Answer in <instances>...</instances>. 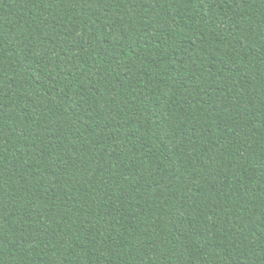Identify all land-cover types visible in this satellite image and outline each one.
Returning a JSON list of instances; mask_svg holds the SVG:
<instances>
[{"label": "trees", "instance_id": "1", "mask_svg": "<svg viewBox=\"0 0 264 264\" xmlns=\"http://www.w3.org/2000/svg\"><path fill=\"white\" fill-rule=\"evenodd\" d=\"M0 264H264V0H0Z\"/></svg>", "mask_w": 264, "mask_h": 264}]
</instances>
